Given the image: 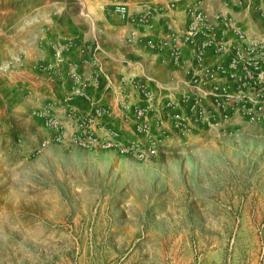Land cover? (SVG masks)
<instances>
[{
	"label": "rangeland",
	"instance_id": "1",
	"mask_svg": "<svg viewBox=\"0 0 264 264\" xmlns=\"http://www.w3.org/2000/svg\"><path fill=\"white\" fill-rule=\"evenodd\" d=\"M132 1L0 0V264H264V123L181 124L146 162L68 141L88 109L75 77L101 91L95 44L127 52L138 21L152 40L155 23L181 27V10ZM241 95L264 116L261 94Z\"/></svg>",
	"mask_w": 264,
	"mask_h": 264
},
{
	"label": "built area",
	"instance_id": "2",
	"mask_svg": "<svg viewBox=\"0 0 264 264\" xmlns=\"http://www.w3.org/2000/svg\"><path fill=\"white\" fill-rule=\"evenodd\" d=\"M220 2L213 5L200 0L186 5L181 27L163 21L156 42L138 36L143 25L134 24L131 44L156 50V57L181 69V78L169 87L149 77L139 62L123 61L133 73L119 76L118 82L134 95L116 107L124 114L122 120L110 118L109 105L92 102L86 92L88 83L80 74L75 77V93L85 99L88 109L68 141L81 149L146 162L170 141L180 139L181 124H263V114L246 111L251 102L241 94L251 88L261 94L252 106H264V0ZM144 10L148 17L151 11ZM111 12L124 18L128 9L113 5ZM87 56L92 62L91 85H101L99 98L109 90L121 97V87L104 69L106 53L95 44ZM58 118L52 121L56 131Z\"/></svg>",
	"mask_w": 264,
	"mask_h": 264
},
{
	"label": "crops",
	"instance_id": "3",
	"mask_svg": "<svg viewBox=\"0 0 264 264\" xmlns=\"http://www.w3.org/2000/svg\"><path fill=\"white\" fill-rule=\"evenodd\" d=\"M191 1L192 0H181V3H178L176 0H136V4H134L135 1L134 3L133 1L130 3V9H133V11H140V8H143L142 11L147 9L152 13L156 11L173 12L181 10L182 18L184 7ZM148 34L153 37V41L156 42L160 36V26H157V23L153 24ZM121 46L122 43H120L119 38L116 39V42H112L110 49L105 45L103 46L107 56L103 58L104 69L113 83L117 82V85L121 87V97L116 95L114 90H109L96 100L99 105H109L112 109H115L118 104L125 100L124 98L130 101L133 97L134 94L132 91L127 89L124 84L118 82L119 76L126 77L127 74L133 73L131 68L122 65L123 61L130 63L139 62L149 77L169 87H173L175 82L181 78V69L172 67L168 60L166 61L156 57L154 54L156 50L147 49L144 46H137V44L133 46L132 44L133 48L128 49L126 52L121 49ZM125 54H128L129 57Z\"/></svg>",
	"mask_w": 264,
	"mask_h": 264
}]
</instances>
